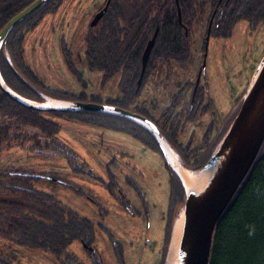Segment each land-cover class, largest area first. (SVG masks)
<instances>
[{
	"label": "rangeland",
	"instance_id": "1",
	"mask_svg": "<svg viewBox=\"0 0 264 264\" xmlns=\"http://www.w3.org/2000/svg\"><path fill=\"white\" fill-rule=\"evenodd\" d=\"M106 1L64 0L56 12L46 15L27 33L24 61L44 89L52 94L67 93L75 97L84 93L86 99L80 103L85 104H92V97L99 98L101 105L107 100L120 99L122 72L104 83L103 74L90 71L86 59L87 37L91 31L94 35L100 31L99 27L93 29L91 23ZM211 6L210 1L198 2L195 6L186 67L161 60L131 106L132 110L146 109L157 122L181 90L178 111H187L200 76V86L206 88V97L211 98L217 113V126L233 121L242 96L264 58V23L253 28L242 20L229 37H211L204 69ZM64 48L70 52L69 60L81 80L70 68ZM64 107L72 105L64 104ZM43 116L60 126L54 139L75 156L4 148L0 172L35 176L33 185L37 190L88 219L94 228L92 247L98 251L102 264H122L118 248L123 252V264H161L167 225L176 211L170 202V175L162 150L152 149L124 132L57 116L51 111L43 112ZM213 118L208 109L194 122H188L178 138L180 145L184 146L192 136L194 143L201 139ZM160 141L166 144L164 139ZM178 159L182 163L179 156ZM0 254L9 264H73L66 259L68 254L79 264H95L81 241H74L59 259L49 252L20 246L0 236ZM0 264L6 262L0 258Z\"/></svg>",
	"mask_w": 264,
	"mask_h": 264
},
{
	"label": "trees",
	"instance_id": "2",
	"mask_svg": "<svg viewBox=\"0 0 264 264\" xmlns=\"http://www.w3.org/2000/svg\"><path fill=\"white\" fill-rule=\"evenodd\" d=\"M37 0H0V32L15 16ZM64 0H52L16 25L0 49V77L7 88L23 99L43 103L41 95L66 102H81L86 95L67 93L52 94L44 89L41 81L24 61V40L50 13L56 12ZM210 1L212 15L215 12L211 37L226 38L242 20L255 28L264 23V0H112L106 14L97 27L99 34L91 31L87 37L86 59L88 68L103 74L104 83L122 72L119 82V100H107L105 105L131 111L152 121L167 144L178 154L184 168L201 170L226 134L230 124L217 126V113L206 88L198 87L187 111H178L182 91L173 98L159 121L150 112L131 106L140 96L147 79L158 63L172 61L186 67L189 57V39L195 20L198 2ZM178 8L182 23H179ZM158 36L151 52L142 86L137 87L142 70V57L156 30ZM72 71L70 52L64 48ZM245 94V93H244ZM243 94V96H244ZM242 96V97H243ZM206 99L208 100L205 103ZM91 103L101 104L92 97ZM240 108V106H239ZM238 108V109H239ZM210 109L215 116L201 139L194 137L183 146L178 138L188 122ZM57 116L69 117L104 128L124 132L152 149L156 141L150 131L138 123L102 112L54 110ZM235 117V116H234ZM60 126L45 118L43 112L27 106L10 96L0 85V155L4 148L18 147L30 152L53 155H74L54 139ZM75 156V155H74ZM170 175V202L176 206L175 217L167 225L164 254L167 255L175 218L184 203L185 190L174 170L165 165ZM30 174L0 172V236L20 246L49 252L59 259L74 241L92 246L94 228L91 222L64 207L53 196L37 190ZM118 258L123 262L122 249ZM6 264L7 259L0 254ZM99 264L98 252L91 255ZM73 264H79L72 255L66 256ZM210 264H264V143L261 151L238 192L221 217L215 230Z\"/></svg>",
	"mask_w": 264,
	"mask_h": 264
},
{
	"label": "water",
	"instance_id": "3",
	"mask_svg": "<svg viewBox=\"0 0 264 264\" xmlns=\"http://www.w3.org/2000/svg\"><path fill=\"white\" fill-rule=\"evenodd\" d=\"M50 1L52 0H37L10 20L0 32V49L9 33L16 25L21 23ZM111 2L112 0H107L105 7L97 13L91 23L92 27H96L99 24L107 12ZM179 21L181 22L180 10ZM211 22L206 36L204 69L206 67V59L211 36ZM157 34L158 30L152 40L148 43L143 54L142 71L137 84L138 88L142 85L147 64L157 39ZM199 83L200 76L198 77L196 83L195 92ZM0 85L17 101L41 112L54 110H81L87 112L108 113L130 119L143 126L155 136L158 141L159 148L162 150L168 165H170V162L167 159L165 147L160 141L163 138L159 129L152 121H149L136 113L121 110L108 105L94 103L85 104L80 102L71 104L72 107L69 109L49 108L44 106V102L34 104L35 102L23 99L15 92L7 88L2 82L1 77ZM238 111L239 112L236 114V117H234L226 134L218 144L215 151L212 153L205 166L199 171H194H213V175L207 186L200 193L187 192L184 188L185 199L182 207V212L184 213V229L178 250V264H210L214 234L218 222L249 174L261 151L264 143V58L243 96L242 103ZM173 170L176 173L175 169ZM182 212L179 211L178 216H180ZM167 258L168 252L165 264H168Z\"/></svg>",
	"mask_w": 264,
	"mask_h": 264
},
{
	"label": "bare ground",
	"instance_id": "4",
	"mask_svg": "<svg viewBox=\"0 0 264 264\" xmlns=\"http://www.w3.org/2000/svg\"><path fill=\"white\" fill-rule=\"evenodd\" d=\"M44 106L49 108L51 107V108L65 109L64 104L53 103L50 101L44 104ZM164 147L166 150L167 159L175 169L179 178L181 179L186 191L200 193L210 181L213 175V171L208 170V171L194 172L188 170L181 165L178 156L170 147H168L165 143H164ZM183 229H184V213L182 212L174 222L172 237L168 251V258H167L168 264L179 263L178 250L183 235Z\"/></svg>",
	"mask_w": 264,
	"mask_h": 264
},
{
	"label": "flooded vegetation",
	"instance_id": "5",
	"mask_svg": "<svg viewBox=\"0 0 264 264\" xmlns=\"http://www.w3.org/2000/svg\"><path fill=\"white\" fill-rule=\"evenodd\" d=\"M221 1L222 0H220L219 1V3H221ZM107 2V1H106ZM176 2H177V0H176ZM178 3V2H177ZM105 5H106V3H105ZM105 5H104V7H105ZM103 7V8H104ZM180 9L178 8V11H179ZM216 12V11H215ZM215 12L213 13V15L211 16V19H212V22H211V19H210V22L212 23V25H213V21H214V16H215ZM180 13H181V11H180ZM106 14V13H105ZM96 16V15H95ZM104 17V16H103ZM178 17H179V12H178ZM102 20V19H101ZM210 22H209V24H210ZM100 23V22H99ZM179 23H182V16H181V22L179 21ZM98 26V25H97ZM96 26V27H97ZM92 27V26H91ZM96 27H92L93 29L94 28H96ZM208 27H209V25H208ZM211 28H212V26H211ZM158 30V32H159V29H157ZM157 30H156V32H157ZM155 32V33H156ZM155 35V34H154ZM153 35V36H154ZM157 36H158V34H157ZM153 38V37H152ZM210 38H211V36H210ZM152 40V39H151ZM150 40V41H151ZM149 41V42H150ZM148 45V44H147ZM147 47V46H146ZM154 48V47H153ZM153 50V49H152ZM145 52V51H144ZM148 65V64H147ZM147 69V68H146ZM142 71V70H141ZM146 72V71H145ZM145 76V75H144ZM144 79V78H143ZM143 83V82H142ZM138 84V83H137ZM142 86V85H141ZM200 86V83H199V85H198V87ZM138 87V86H137ZM198 87H197V89H198ZM195 88H196V85H195ZM195 88H194V90H195ZM197 91V90H196ZM196 92L194 91V93H193V98H194V94H195ZM57 100V99H56ZM193 100V99H192ZM58 101H62V100H58ZM71 103V102H70ZM101 105V104H100ZM59 109V108H58ZM65 109H69V108H65ZM158 128V127H157ZM159 129V128H158ZM153 135V134H152ZM154 136V135H153ZM162 138H163V136H162ZM154 139H155V141H156V146H157V148L156 149H159V145H158V141H157V139L155 138V136H154ZM164 139V138H163ZM164 141H165V139H164ZM166 142V141H165ZM166 144H167V142H166ZM168 145V144H167ZM169 146V145H168ZM170 147V146H169ZM171 148V147H170ZM172 149V148H171ZM173 150V149H172ZM174 151V150H173ZM165 157V156H164ZM166 159V158H165ZM166 164H167V162H166ZM165 164V165H166ZM168 170V169H167ZM176 207V206H175ZM176 210H177V208H176ZM175 213H176V211H175ZM175 213H174V215H173V217H175ZM173 219V218H172ZM176 219V218H175ZM175 221V220H174ZM83 243V242H82ZM84 244V243H83ZM85 245V244H84ZM85 248L90 252V256L91 255H93L94 253H97L98 251L97 250H95V249H93V247L92 246H86L85 245ZM123 253V252H122ZM117 255H118V251H117ZM98 256H99V259H98V261L97 262H99V264H102V262H101V258H100V255H99V253H98ZM93 259V258H92ZM119 259V258H118ZM94 261V260H93ZM120 261V260H119ZM165 262H166V256H165V254H164V252H163V259H162V262H161V264H165ZM94 263H95V261H94ZM122 264H123V262H122Z\"/></svg>",
	"mask_w": 264,
	"mask_h": 264
},
{
	"label": "crops",
	"instance_id": "6",
	"mask_svg": "<svg viewBox=\"0 0 264 264\" xmlns=\"http://www.w3.org/2000/svg\"><path fill=\"white\" fill-rule=\"evenodd\" d=\"M43 98H44V97H43ZM44 100H45V101H44V104H46L47 102L50 101V102L58 103V104H69V105H71V103H66V102L58 101V100H52V99H48V98H47V99L44 98Z\"/></svg>",
	"mask_w": 264,
	"mask_h": 264
}]
</instances>
